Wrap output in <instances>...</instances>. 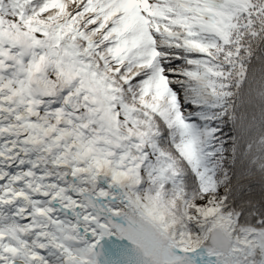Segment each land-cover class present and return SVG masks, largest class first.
Instances as JSON below:
<instances>
[{
	"label": "snow or ice",
	"instance_id": "snow-or-ice-1",
	"mask_svg": "<svg viewBox=\"0 0 264 264\" xmlns=\"http://www.w3.org/2000/svg\"><path fill=\"white\" fill-rule=\"evenodd\" d=\"M0 264H264V0H0Z\"/></svg>",
	"mask_w": 264,
	"mask_h": 264
}]
</instances>
